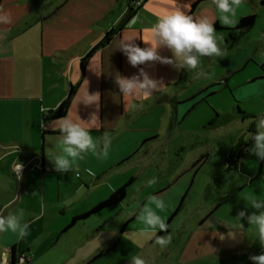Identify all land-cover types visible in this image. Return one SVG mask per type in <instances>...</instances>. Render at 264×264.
Segmentation results:
<instances>
[{
  "label": "crops",
  "instance_id": "obj_1",
  "mask_svg": "<svg viewBox=\"0 0 264 264\" xmlns=\"http://www.w3.org/2000/svg\"><path fill=\"white\" fill-rule=\"evenodd\" d=\"M38 1L45 2L39 5L36 0H0V9L12 17L11 24H0V163L12 178L16 177L12 169L17 162L26 167L18 179L22 187L12 198L0 203V215L7 216L23 209L24 221L30 224L29 234L22 240L11 233H0V261L2 256L9 260V264H15L20 256L28 264L39 257L55 259L56 256H61L68 260L81 252L83 255L79 264H94L101 259L93 262L100 252L109 248V254L115 248V231H107L109 221L102 220L103 217L107 220L114 218L115 206L69 229L67 227L72 218L107 200L115 190L130 180L132 183L128 189L137 181L142 172L138 165L145 158L138 161L135 154L150 142L155 143L160 136V130L152 126L148 128L143 117L162 106V100L177 99L181 84L189 78L192 70L176 71L172 66L152 62L134 68L127 62L123 52L118 50L123 37L135 38V43L141 48L146 46L145 43L150 44L151 33L147 29L156 23L159 16L165 14L166 9L172 7L168 0H146L136 16L114 34L105 47L90 56L83 74L80 72V60L98 44L107 31L121 22L127 0ZM196 1L198 0H177V4L183 7L187 2L191 8ZM243 2L249 8L242 4L237 9L234 18L236 23L247 15H264V6L261 4L264 0ZM187 11L189 14L190 9ZM190 15L206 16L214 25H218L220 30L216 32L223 37L222 48L226 49L227 54L219 60L218 66L223 69L220 78L195 88L185 100L203 93L210 86L213 87L209 92H214V88L220 87L224 79L226 85V77L239 71L252 59L249 49H241V39L235 44L229 40V35L234 37L235 32L227 29H234L236 23L233 26L222 25L220 13L212 0L201 3ZM159 51L162 56H172L166 48ZM227 58L231 59L230 64ZM205 60H209V57H205ZM90 63L99 76L90 71ZM257 67L258 73L249 78L248 86L255 83H262L264 86V62ZM140 68H144L154 79L162 78L167 88L147 100L132 101L143 103L142 109L129 108L125 111V101L114 82L115 76L119 73L124 77H131L138 74ZM85 81L88 82L90 94L100 93L99 116L103 127L100 131L93 129L91 134L95 138L107 131L111 137V145L106 158L89 152L83 160L78 161L73 171L61 174L55 171L51 163L56 154L60 133L55 128V121L45 118L67 96L70 85H77L67 113L71 111L75 114L77 110L82 119H87L94 106L86 108L83 104H78L76 109L77 92L79 90L83 94ZM183 89L187 90V87L184 86ZM179 116L180 112L175 104L170 123L177 121ZM42 122L48 125L47 129L41 127ZM34 165L48 167L50 171L42 172L41 168ZM183 173L171 174L169 181H162L159 186H147L145 196L138 198L140 209L150 195L162 198ZM257 177H261V184L264 186V175L246 176L241 184H234L221 193L202 222L231 203L243 189L251 187ZM1 178L3 176L0 173ZM3 190L1 186L0 197ZM230 191H235V195L226 202H220ZM33 192L37 195H32ZM172 194L173 197L176 196ZM65 201L71 203L66 205ZM164 201L167 204L164 211L173 210L174 203ZM218 203L221 204L218 206ZM41 204L44 205L42 215ZM252 211L248 208L249 214ZM230 215L234 222L226 225V232L234 234L235 246L223 255V259L227 260L225 264H250L252 261L249 257L264 254V248L259 244L254 227L249 226L246 220H236L235 214ZM94 219L97 221H93ZM160 234L159 231L156 236ZM83 244L88 245L82 246Z\"/></svg>",
  "mask_w": 264,
  "mask_h": 264
},
{
  "label": "rangeland",
  "instance_id": "obj_2",
  "mask_svg": "<svg viewBox=\"0 0 264 264\" xmlns=\"http://www.w3.org/2000/svg\"><path fill=\"white\" fill-rule=\"evenodd\" d=\"M242 4L249 8L245 2ZM240 44L241 49L250 50L252 59L239 71L226 77V85L224 79L220 87L214 88L213 96L207 90L193 99L185 100L195 88L220 78V74H223V69L218 66L221 56L209 57V60L202 57L197 71H204L207 78L194 79L195 71L192 70L189 78L181 84L177 99L162 100V106L143 117L148 128L160 130V136L155 143L150 142L135 154L138 161L145 158L138 165L142 172L128 189L123 203L114 207V218L102 219L109 221L107 231H115V248L94 264H130L131 257L135 255L141 256L146 264L226 263L223 255L235 246L234 239L228 238L226 232V225L234 222L230 214L237 215L241 210L248 212L246 206L251 197L264 199L261 177H257L251 187L243 189L231 203L205 221L202 220L213 209L216 199L224 190H229L234 184H241L246 176L264 175V160L258 159L249 150L242 158L235 160L234 164L228 163L230 153L239 143L250 144L252 147L251 134L256 131L255 121L264 115L263 84H247L249 78L258 73L257 66L264 62V15L257 17L247 37L241 39ZM227 61L230 64L231 59L227 58ZM184 86L187 90L183 89ZM203 98L206 101H201ZM175 104L180 116L177 121L170 123ZM205 155L207 157L201 165L186 172ZM0 173L3 176L0 187L4 189L0 197L2 203L17 194L22 184L3 170L2 163ZM173 173L183 174L162 196V199L174 203V208L170 212L159 213L166 218L168 224L167 232H160L159 236L172 237L171 243L161 249L155 245L159 230H156L155 235L151 230L140 234L144 226L137 221L141 204L138 198H143L148 191V180L155 177L157 183L152 186L156 187L162 181L168 182ZM172 193L176 196L173 197ZM133 216V220L129 221ZM84 245L88 244L82 246ZM82 255L78 252L68 260L61 256H56L55 259L39 257L32 259L30 264H79Z\"/></svg>",
  "mask_w": 264,
  "mask_h": 264
},
{
  "label": "clouds",
  "instance_id": "obj_3",
  "mask_svg": "<svg viewBox=\"0 0 264 264\" xmlns=\"http://www.w3.org/2000/svg\"><path fill=\"white\" fill-rule=\"evenodd\" d=\"M172 5L165 10V14L159 16L148 32L151 33V43H145L141 48L135 43V38L123 37L120 40L118 50L122 51L127 58V62L134 68L146 65L149 62L172 66L176 71L193 70L194 79L207 78V74L197 69L201 66L202 57H219L227 54L222 48L223 37L218 36L214 23L206 16L193 17L188 14L190 3H184L183 7L177 4V0H168ZM243 0H212V4L220 13L219 20L224 26H233L237 9L242 5ZM12 17L9 13L0 9V24H11ZM168 49L171 58L162 56L161 49ZM90 71L100 75L93 69L90 63ZM116 86L125 101V111L129 108L142 109L143 103H132V101H143L152 97L155 93L163 91L167 86L164 80L152 78L144 68H140L138 74L131 77H124L119 73L114 80ZM78 104H83L86 108L94 106V110L88 114L87 119H82L77 110L73 114L69 111L65 116L55 120V128L60 133L59 141L56 145V154L51 163L56 172L61 174L73 171L79 160L92 152L100 158H106L111 145V137L104 131L100 137L91 134L92 130L100 131L103 124L100 120V93H89L88 82L85 81L84 91L81 95L79 90L76 98V109ZM41 127L47 129L48 125L42 122ZM256 131L251 134L252 147L250 153L258 159L264 160V115L255 121ZM23 164L17 162L14 173L17 179L21 178ZM157 183L154 177L147 181V186ZM32 195H37L33 192ZM19 199V197H17ZM66 205L71 201H65ZM167 208L166 202L159 196L150 195L147 202L139 210L137 221L144 227L140 234L143 235L156 230L167 232L168 224L166 218L159 213ZM246 208L253 211L249 214L241 210L236 215V220H246L249 226L254 227L261 248H264V199L251 197ZM44 205L41 204V215ZM30 224L24 221V211L19 209L15 213L7 216L0 215V233H11L22 240L29 234ZM127 233H125L126 235ZM228 238L235 239L234 234L228 232ZM172 241L171 235L156 236L155 245L161 249L166 248ZM252 264H264V254L250 256ZM130 264H146V261L139 255L131 257Z\"/></svg>",
  "mask_w": 264,
  "mask_h": 264
},
{
  "label": "trees",
  "instance_id": "obj_4",
  "mask_svg": "<svg viewBox=\"0 0 264 264\" xmlns=\"http://www.w3.org/2000/svg\"><path fill=\"white\" fill-rule=\"evenodd\" d=\"M207 0H198L196 1L194 4H192L191 8H190V12L189 14H191L201 3L205 2ZM45 1H38L36 0L37 4H44ZM262 6H264V3H261ZM127 5V4H126ZM139 9H133V8H127V6H125V11H124V15L122 17L121 22L116 26L111 28L109 31H107L103 37L101 38V40L98 42V44H96L81 60L79 63V67H80V72L81 74L84 73L85 70V65L87 60L90 58V56L97 50L102 49L103 47H105L111 40L112 36L114 34H116L121 28H123L124 26H126L138 13ZM257 18L256 14H251V15H247L243 18H241L240 20H238V22L236 23L234 29L230 30L227 29V31H233L235 32L234 37H232V35H229V40L233 42V44L237 43L240 39H243L244 37H246V35L249 33V30L251 29V27L253 26L255 20ZM216 30H220V28L218 27V25H214ZM213 86H210L208 88H206L205 90H203L202 92H206L207 90H209L210 88H212ZM77 89V85L72 86L70 85L67 96L60 102V104L53 110H50L47 115H46V120L48 121H55L57 118L63 117L67 114V110L69 108V105L71 103V100L75 94V91ZM214 94V92H210L209 95L212 96ZM198 94H196L194 97H196ZM194 97L190 98L193 99ZM201 101H206V98L201 99ZM252 133H254V131H251ZM251 145H246V144H241L239 143L236 147H234V149L232 150V152L230 153V159L228 161L229 164H234L235 160H239L240 158H242L244 156V153L247 152L250 149ZM206 158V156L201 157L199 160H197L193 167L200 164L203 162V160ZM42 172H44L42 170ZM132 183V180H130L128 183H126L124 186L118 188L117 190H115L107 200L101 202L100 204H98L97 206H95L94 208H92L90 211L78 215L74 218H72L69 226L67 227V229L71 228L72 226L76 225L77 223H81L84 220H86L87 218H90L92 216L97 215L98 213L102 212L105 209L108 208H112L118 204H120L121 202H123V200L126 197V193H127V189L130 186V184ZM235 191H230L225 197H223L220 202H226L228 200H230L234 195H235ZM221 203H218V206ZM109 248L105 249L104 251L100 252L94 259L93 262L102 258L105 254H107L109 252ZM24 264H28L27 261H25Z\"/></svg>",
  "mask_w": 264,
  "mask_h": 264
},
{
  "label": "built area",
  "instance_id": "obj_5",
  "mask_svg": "<svg viewBox=\"0 0 264 264\" xmlns=\"http://www.w3.org/2000/svg\"><path fill=\"white\" fill-rule=\"evenodd\" d=\"M145 1L146 0H127V5L126 6H127V8L129 7V8H133V9H139V8H141L144 5ZM14 167L12 169V172L16 176V174L14 173ZM34 167L39 168V169L41 168L44 172H49L50 171V168H48V167H42L41 165H34ZM25 168L26 167L23 166L22 172L25 170ZM25 261H26L25 258H23V257L20 256L16 260V263L15 264H24ZM0 262H1V264H9V260L7 258H4L3 256H2ZM250 264H252V262Z\"/></svg>",
  "mask_w": 264,
  "mask_h": 264
}]
</instances>
